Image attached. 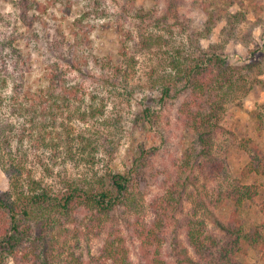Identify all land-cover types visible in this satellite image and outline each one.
<instances>
[{"label":"trees","instance_id":"1","mask_svg":"<svg viewBox=\"0 0 264 264\" xmlns=\"http://www.w3.org/2000/svg\"><path fill=\"white\" fill-rule=\"evenodd\" d=\"M207 3L204 0L201 32L191 27L197 21L194 17L182 19L177 14L170 18L160 10L138 9L133 15L137 27L128 32L134 45L127 39L122 41L120 60L114 61L110 56L94 59L100 70L91 74L94 88L83 82L69 83L52 70L48 86L38 90L16 86L10 99L0 95V167L10 181V189L0 192V264H11L12 260L18 264H84L82 255L72 251L64 256V251L57 248V227L81 210L92 216L91 222L100 224L122 207H136L131 172H98L103 145L93 135L78 131L77 123L103 116L108 103L129 101L137 91L145 93L146 99L139 122L160 129L163 112L177 103L176 123L190 136L176 180L166 195L152 204L150 215L138 217L132 225L140 242L142 263L170 264L169 259L174 256L181 264H242L250 250L259 251L264 261V222L248 228L238 213L246 200L258 197V184H234L219 190L215 207L235 206L223 228L213 229L199 217L197 207L186 218L180 216L184 195L193 183L197 184L198 172H206L205 167L212 174L220 170H216L220 167L214 150L217 136L227 130L223 117L230 104L240 101L252 89L250 72L257 65L231 63L221 51L223 45L202 46L199 37L211 33L221 20L227 19L229 25L236 27L245 19L243 11L212 10L213 4L208 8ZM235 3L244 6V2ZM107 14L102 10L100 16ZM89 20L87 13L71 29L74 43L70 50L76 65H68L78 72L90 65L85 51L80 55L78 50L88 46L96 29ZM175 25L180 26V32H176ZM144 66L148 67V74L144 84H140L136 80ZM148 92L152 103L147 101ZM4 110L10 112L15 123L4 120ZM257 119L258 127L264 129V115L259 114ZM256 149L242 179L264 175V151L257 146ZM29 151L38 158L36 164L44 170L45 177L36 176L39 167L29 161ZM67 164L87 167L90 174L56 182L57 168ZM172 221L175 227L170 237ZM110 235L96 263L136 264L125 240L118 234Z\"/></svg>","mask_w":264,"mask_h":264},{"label":"rangeland","instance_id":"2","mask_svg":"<svg viewBox=\"0 0 264 264\" xmlns=\"http://www.w3.org/2000/svg\"><path fill=\"white\" fill-rule=\"evenodd\" d=\"M235 1L244 2L243 8L240 3L234 4ZM235 1L208 0V8L213 4L212 10L223 9L231 13L243 11L245 19L236 27L223 19L213 27L211 33L199 39L204 48L223 45L221 51L231 63L239 66L257 63L250 72L254 85L240 101L228 106L223 117L227 130L217 136L214 150L220 167L216 170H220L212 174L205 167L206 172H198L197 184L193 183L190 192L185 193L183 213L180 214L181 218H186L197 207V211L201 212L199 217L206 219L212 228L226 226L235 209L232 204L224 208L215 207L219 190L248 182L258 184L260 194L254 201H245L238 212L239 216L248 228L264 222V175L251 176L249 180L241 177L250 156L257 150L256 146L264 151V129L258 127L257 119L259 114L264 115V0ZM203 4L204 0H0V95L10 99L16 93V86L33 90L48 86V76L52 70L69 83L83 82L87 87L94 88L91 74L100 72L93 63L94 59L110 56L114 61L120 60L122 41L127 39L129 44L134 45V39L130 41L128 32L135 31L137 27L138 21L133 15L138 9L160 10L170 18L177 14L182 19L194 17L197 21L191 27L201 32L204 28L200 24L204 17ZM102 10L108 12L107 16H100ZM87 13L90 14V24H94L96 29L91 34L88 46L78 49L81 50L80 55L85 51L90 61L83 72H78L70 66L71 63L76 65L70 50V45L74 43L71 29L74 22ZM174 29L180 32V26L175 25ZM135 42L138 43L137 38ZM143 61L141 59V67ZM147 74L148 67L144 66L136 82L144 84ZM147 95V101L152 103V95L149 92ZM144 96L145 93L137 91L129 101H111L103 116L77 123L78 131L93 135L103 145L98 156V172H131L136 207H122L108 221L100 224L96 220L91 222L92 216L83 210L76 212L74 218L57 227L55 232L59 241L57 248L64 251V256L73 251L84 257V264H97L96 258L105 239L110 234H118L125 240L132 260L136 264H143L140 242L132 225L138 217L149 216L152 204L166 195L179 173V161L190 144V136L176 123L177 103L169 105L163 112L160 129L138 121L146 106ZM2 117L7 122L15 123L6 110L2 111ZM46 158L49 159V156ZM29 161L39 167L36 164L38 158L33 152L29 153ZM88 171L87 167L67 164L57 168L55 181L60 182L64 177L76 180L89 175ZM36 176L45 177L44 170L39 167ZM48 182H52L51 179ZM9 189V178L0 167V192ZM173 222L170 237L175 227ZM180 237L184 245L181 231ZM169 260L170 264H181L174 256ZM11 264L18 262L12 260ZM242 264H264V261L259 251L250 250L242 259Z\"/></svg>","mask_w":264,"mask_h":264}]
</instances>
